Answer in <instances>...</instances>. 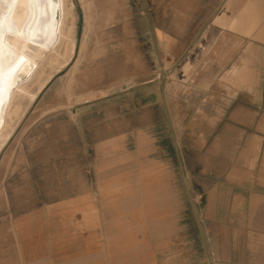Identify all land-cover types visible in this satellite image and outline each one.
<instances>
[{"label": "crops", "instance_id": "crops-1", "mask_svg": "<svg viewBox=\"0 0 264 264\" xmlns=\"http://www.w3.org/2000/svg\"><path fill=\"white\" fill-rule=\"evenodd\" d=\"M223 1L226 11L215 20L218 33L205 58L185 67L198 86L185 101L197 94L202 108L179 98L168 103L161 86L158 105L84 103L72 110L74 119L32 135L26 150L16 152L9 164L17 196L8 202L16 208L8 220L11 247L0 250V264H180L178 241L187 234L179 226L180 193L191 173L178 129L184 120L189 128L240 126L231 120L244 118L243 98L257 97L264 77V0ZM103 108L110 115L98 114ZM210 110L228 117L211 123ZM160 137L169 138L173 156L161 150ZM223 175L230 183L231 169Z\"/></svg>", "mask_w": 264, "mask_h": 264}, {"label": "rangeland", "instance_id": "rangeland-1", "mask_svg": "<svg viewBox=\"0 0 264 264\" xmlns=\"http://www.w3.org/2000/svg\"><path fill=\"white\" fill-rule=\"evenodd\" d=\"M224 2H68L75 56L32 99L11 129L13 134L0 139V250L11 247L8 220L11 210H16L8 206L17 198L12 189L16 175L11 176L9 164L16 152L26 150L29 137L46 134L56 129V123L74 119L72 110L84 103L158 105L160 86L166 89L168 103L179 98L183 104L202 108L204 97L197 94L185 101V95L192 93L190 89L198 88L194 79L192 83L187 78L185 67L192 64L197 68L205 58L207 46L218 33L215 20L226 11ZM1 43L0 30V51ZM26 79V74L20 75V81ZM259 83L257 97L247 94L243 98L244 118L231 120V124L240 126L189 128L184 120V126L178 129L179 152L184 168L191 173L185 177L180 193L183 206L179 226L187 232L178 241L183 253L176 256L180 264H264V77ZM103 109L98 114L110 115ZM89 113L82 112V118ZM160 115L156 110L155 118ZM227 115L206 112L211 123ZM162 131L166 133L163 137H168L167 130ZM202 134L207 139L205 144ZM163 137L156 138L161 150L173 156L169 138ZM229 168L230 183L223 175ZM9 257L14 258L13 251Z\"/></svg>", "mask_w": 264, "mask_h": 264}, {"label": "bare ground", "instance_id": "bare-ground-1", "mask_svg": "<svg viewBox=\"0 0 264 264\" xmlns=\"http://www.w3.org/2000/svg\"><path fill=\"white\" fill-rule=\"evenodd\" d=\"M70 1L0 0V139L11 134L32 99L75 56ZM21 74L28 80L20 81Z\"/></svg>", "mask_w": 264, "mask_h": 264}]
</instances>
